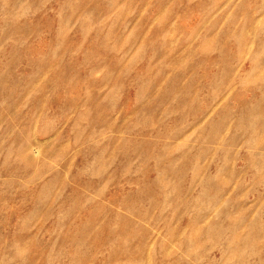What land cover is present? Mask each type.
<instances>
[{
	"label": "rangeland",
	"instance_id": "rangeland-1",
	"mask_svg": "<svg viewBox=\"0 0 264 264\" xmlns=\"http://www.w3.org/2000/svg\"><path fill=\"white\" fill-rule=\"evenodd\" d=\"M0 264H264V0H0Z\"/></svg>",
	"mask_w": 264,
	"mask_h": 264
}]
</instances>
